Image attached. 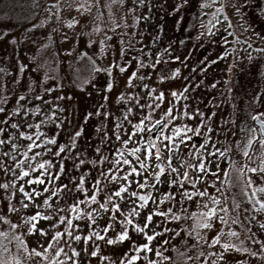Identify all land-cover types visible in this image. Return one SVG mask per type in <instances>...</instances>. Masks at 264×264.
<instances>
[{"label":"rangeland","instance_id":"374dc122","mask_svg":"<svg viewBox=\"0 0 264 264\" xmlns=\"http://www.w3.org/2000/svg\"><path fill=\"white\" fill-rule=\"evenodd\" d=\"M5 1V4L0 2L7 13L0 15V35L8 31L6 36L0 38V107L11 111L19 105L22 111L10 118L8 131L0 134V138L5 139L9 135L13 136L10 143L0 145V165L8 169L5 171L4 167H0V185L9 184L8 189L0 188V203L7 213L6 205L10 197L13 206L19 209L16 213L7 214L12 223L17 224V228L12 231L23 234L22 239L29 250L35 248L45 251L48 260H51L57 248L63 246V253L57 258L63 264H71L70 260L64 259V254L79 264H121L122 260L124 264H148L149 260L156 264H171L180 248L192 251L193 260H188L190 264H212L213 261L226 264L218 255L221 253L227 258V264H264V228H261L264 210H257V201L264 200V191L261 190L264 189V144L260 143L261 133L252 118L264 114V51H257L264 49V0H144L143 3L140 0ZM220 6H223V12ZM18 13L27 15L28 19L15 21L18 23L13 31L12 14ZM21 42L25 53L18 51ZM54 44H58L70 63L65 74L70 75L71 79L64 78L63 83L58 81L60 74L55 70L58 68L55 54L48 49L54 48ZM76 61L78 67L72 70L71 65ZM21 65L26 67L21 70ZM124 66L125 71L121 72L120 67ZM94 67L101 70L93 71ZM176 69H179V73L173 76ZM133 71L137 72V77L128 85V77ZM81 75L85 77L83 79L87 85L80 80ZM141 76L142 81L139 79ZM73 79L79 87L76 99H73L75 96L69 82ZM108 82L113 84L111 90L105 89ZM53 84H61L62 87L46 93V89ZM144 84L148 87H143ZM173 90L178 98L171 95ZM149 91L153 92L151 97L147 95ZM160 92L164 93L162 100L159 99ZM257 93H261L259 103L253 99ZM22 96L25 98L18 99ZM57 96H63V99L57 100ZM36 97L46 103H41ZM3 99L7 100L6 105ZM53 104L58 107L53 108ZM139 105L145 107L142 109ZM37 106L41 108L40 112L23 115V111ZM169 107L173 109L171 115H176L177 119L164 128L169 120V116L165 115ZM128 108L133 111L125 119L123 114ZM52 112L56 116H51ZM104 112L110 115L105 116ZM184 112L190 115L186 116ZM89 113L92 115L85 119ZM4 115L6 113H0V120ZM45 116L51 119L44 122ZM148 116H151V121L147 119ZM260 117L264 119V115ZM117 119L121 124L120 141L114 136ZM141 119L145 121L146 130L137 132L129 140L132 126ZM157 120H164L159 129L163 128L165 135L171 134L172 125L199 129L198 134L191 131L182 133L181 136L186 134L191 140L184 141L178 149L173 150L177 154L173 156L171 164L178 174L167 171L169 153L162 147L160 161L166 168L162 180L175 179L183 188L197 194L191 200L185 197L182 202H178V198L173 197L171 201L160 203L165 192L172 193L180 189L177 185L154 180L152 172L156 169L157 161L153 156L146 161L147 170L141 176H132L141 182L144 176H148L146 188L139 189L133 183L129 191L121 194L124 199H120L112 196V193L123 181L102 180L103 190L97 194V201L80 203L79 209L82 211L74 212L70 206L84 200L85 195L91 196L92 181L99 172L104 171L106 177L110 176L106 169L112 167L114 159H119L115 156L116 150H122L139 167L136 158L127 149L139 144L141 151L137 155L143 159V152L150 146L146 141L155 140L160 146L161 140L156 139L159 133L154 137L153 131L147 129L149 123L155 128ZM11 123H19L20 128L13 129ZM26 124H32L33 127L29 129ZM37 124L40 126L36 127ZM101 129L107 131V136ZM19 131H25L27 136L19 137ZM75 131H80L79 137H73ZM252 135L256 139L249 145L248 139ZM45 136H55L56 143H42ZM73 138L76 147L71 152H79L78 159L85 161L79 168H73L74 159L67 151L61 153L59 158L53 155L61 144L69 145ZM123 140H129V143L124 145ZM33 141L38 147L28 149L27 145ZM13 143L18 147L12 149ZM201 144L205 145L203 149L200 148ZM97 148L101 151L97 152ZM214 149H219V152H214ZM245 150L247 155L244 154ZM25 151L28 152L27 156L23 155ZM5 152L9 155L5 156ZM37 153L40 155L37 156ZM208 153L213 155L209 156ZM228 154L230 161L226 163ZM101 157L107 159L97 162ZM201 159L212 161L211 172L206 169L204 174L199 173L195 166ZM61 160L65 171L56 185L68 184L69 192L60 189L61 194L58 198L54 197L50 204L62 208L60 215L66 219L57 223L59 217L55 214L51 220L41 218L37 221V227L45 228L47 234L41 235L39 231L29 234L25 218L36 211L48 215L51 209L36 207L42 205L43 197L35 198V205L27 199L22 201L19 186L23 185L29 194H32L33 188L42 189L44 185L26 183L44 171L36 165L50 161L45 168L59 171ZM16 161L21 163L17 165ZM250 168L257 171L251 172ZM25 169L29 171V176L21 177L20 172ZM240 169H243V175ZM185 171L191 180L200 176L195 186L189 180H181ZM80 175L85 177L87 194L74 187L78 180L68 179L69 176ZM248 177L252 178V185L247 183ZM253 187L257 189L255 196L252 194ZM133 191L150 194L144 207L141 208L143 201H139V196H131ZM200 191L205 194L200 196ZM106 194L112 196L111 201H105ZM249 196H252L251 200ZM129 199L136 201L135 206L140 208L139 216L131 211ZM22 202L29 204V207L21 208ZM154 202L160 212H167L171 208L172 213L169 215L175 214L180 219L154 215L149 229H145L149 235L157 221H160L158 230L169 228L174 231H161L159 236L149 242L143 233L136 231L134 224L143 226L144 217L152 210ZM101 203H108V209H101ZM254 203L257 204L256 208H253ZM111 204H119L121 210L112 209ZM209 209L214 210V217L207 216ZM88 213H91L90 217ZM193 213L196 215L193 216ZM129 218L134 221L133 224L126 223ZM68 220H71L70 225ZM205 222L212 223V228L197 227V224ZM50 224H55V229L49 228ZM9 227L8 223L0 221V230H8ZM65 229L73 235L80 233L82 237L91 236L92 239L87 243L83 238L75 241ZM124 229L128 231L126 239L107 243V239H115ZM55 231H61L62 237L48 248ZM95 233L104 239H99ZM218 233L219 241L212 244V238ZM196 235H199V240ZM144 243L149 244L151 251L140 249L137 252L139 245ZM225 243L235 247L225 250ZM95 245L99 246V250L96 256H91ZM72 248L80 255L73 257ZM84 248L88 251H83ZM157 248L161 256L156 255ZM11 250L16 251L14 247ZM252 252L257 255H251ZM132 256H138L139 259L131 260ZM165 256L170 257V260H165ZM21 258L23 264H48L43 256H30L22 252Z\"/></svg>","mask_w":264,"mask_h":264},{"label":"snow or ice","instance_id":"6c2138e0","mask_svg":"<svg viewBox=\"0 0 264 264\" xmlns=\"http://www.w3.org/2000/svg\"><path fill=\"white\" fill-rule=\"evenodd\" d=\"M121 2H123V0H121ZM144 0H140V3H143ZM77 7H81L80 5H77ZM177 7H179V5H177ZM223 6H220V11L223 12ZM131 11V9H130ZM237 11H239V9H237ZM33 27H36V25H33ZM7 33L5 32L4 34L0 35V38H2V36H6ZM15 39V37H13V40ZM64 39H67V37H64ZM70 51V50H68ZM257 51H264V49H257ZM226 55V53L224 54ZM176 59H179L178 57H176ZM115 63V62H113ZM26 67V65H21L20 68L21 70H23V68ZM125 67H120V71L123 72L125 71ZM152 67H155V65H152ZM101 69H97V68H93V71H98ZM109 73L111 72V67H109L108 69ZM179 73V69H176L175 72H173V76H175L176 74ZM137 77V72L133 71L131 73V75L128 77L127 83L128 85L132 84L133 78ZM47 78V77H45ZM139 79L142 81L143 77H139ZM160 79H164V77H160ZM62 85L61 84H53L52 87H48L46 89V93H52L54 91V89H58L61 88ZM143 87L147 88L148 85L144 84ZM113 88V84L112 82H108L105 85V89L106 90H111ZM103 90V89H102ZM131 93H129V96L131 97ZM147 95L149 97H151L153 95L152 91H149L147 93ZM172 96L177 97L178 98V94L176 93L175 90L172 91L171 93ZM123 97V93H121V98ZM164 97V93L160 92L159 93V99H163ZM25 97H19L18 99H24ZM37 100H41L40 97H36ZM57 100L63 99V96H57L56 97ZM105 100H107V96L104 97ZM254 102L259 103L261 100V93H257V95L253 98ZM3 103L6 105L7 104V100L3 99ZM41 103H46L45 101L41 100ZM53 108L58 107V105L53 104L52 105ZM140 108H144L145 105H139ZM150 107V105H149ZM157 107H159V104H157ZM185 108H187V105H185ZM154 110V109H153ZM22 111V107L21 106H16L15 108H13L11 111H9L6 107H0V113H6V115H4L3 119L0 120V134L5 133L6 131H8V125H9V121L10 118L16 117L17 114L21 113ZM41 108L39 106L35 107L34 109H28L26 111H23V115L24 116H28L30 113H35V112H40ZM133 109L132 108H128L127 111L123 114L124 118L127 119V114L129 112H132ZM173 109L171 107L168 108L167 112H165L166 116H169V120L168 123L164 124V128H167L169 126V124H172V121L177 119L176 115H171ZM199 113V109L196 110ZM92 113H89L87 116H85V119H88L89 116H91ZM103 115L107 116L110 115V113L108 112H104ZM184 115H190V113L184 112ZM200 115H203V113H200ZM264 115V114H257L256 116H253L252 118L254 120H258L259 124H260V128H259V132L261 133V140L260 143L264 144V119H260V116ZM51 116H56L55 112L51 113ZM51 119L50 116H45L44 117V122H48ZM147 119L149 121H151V116H148ZM161 119H163V117H161ZM156 124H160V121L157 120ZM57 125L60 126L59 120H57ZM13 129H19L20 128V124L19 123H11L10 125ZM40 125L37 124L36 127H39ZM27 128H32L33 125L32 124H26ZM114 136L115 139L117 141L121 140V124L119 122V119H117L116 123L114 124ZM147 129H151L152 131H156L159 133V136L156 137V139H160L161 140V144L160 146H157L155 140H152L151 142L146 141L145 143H150V146L143 152V159L140 158V156L137 155L138 152L141 151L139 144H137L135 147L133 148H129L127 149L128 152H130L132 154V156H134L136 158V163L139 164V167H136L135 164L133 163L132 160L128 159L125 155L124 152L122 150H116L115 156L119 157V159H114V161L112 162V167H108L106 169V172L108 174H110V176L106 177L105 176V172L101 171L99 172V175L96 177L95 180L92 181V194L91 196H87L85 195V199L82 201H78L77 203L72 204L70 207L74 212H78L82 211L81 209H79V204L80 203H90V202H94L97 201V194L99 192H101L103 190V185H102V180H110V181H120L122 180L123 182L119 184V188L117 190H115L112 193V196H115L117 198L120 199H124V197H122V193L129 191L130 186L135 183L137 188L139 189H144L147 187V182H148V176H144L143 177V182H141L139 179H133L132 176L133 174H135V176L139 177L143 174L144 171L147 170V164L146 161H149L150 158H152L153 156L155 157L157 164H156V169L152 172V176L154 178L155 181L160 182V183H167V184H171V185H177L178 189H180L177 192H172V193H168L165 192L160 200V203H163L165 200L171 201L173 197H177L178 198V202H182L183 199L186 197L187 199L191 200L193 195H196L197 193L190 190V189H186L183 188L182 185L175 179H171L168 178L167 180H162V174L166 173V168L165 165L160 162L162 157H161V147L167 151L169 153L168 155V168L167 171H170L171 173H177V169L172 167L171 161L173 159V156H175L177 153L174 152V149H178L179 145L182 144L184 141H189L191 140V137L188 135H183L181 136L182 133H187V132H196L197 134L199 133V129H192V128H181L178 127L176 125H172V129H171V134L170 135H165L163 132V128L161 129H154L153 125L151 123H149L147 125ZM146 130L145 128V121L144 119H141L137 124L132 126V131L131 133H129V140L132 138L133 135H136L137 132H144ZM101 131L104 132V135L107 136V131L104 129H101ZM209 131H211V129H209ZM80 131H75L73 133V137H79L80 136ZM149 135H151V132H149ZM19 137H26L27 133L25 131H19L18 133ZM37 136H39V133H37ZM176 138L175 140L173 138ZM162 138V139H161ZM13 139L12 135L7 136V138H0V145H4L5 143H10ZM30 139V137H29ZM210 139V137H209ZM256 137L255 135H252L249 137L248 139V144L251 145L252 141L255 140ZM129 140H123L122 143L124 145H127L129 143ZM163 141H168L169 143H164ZM42 143H56V138L55 136L52 137H48L45 136L44 137V141H42ZM12 149H15L18 147L17 144H11ZM33 147H38V145H36L35 141H33L32 143L27 145L28 149H31ZM76 147V143H75V139H71L69 141V145H64L61 144L59 146V150L56 151L55 153H53V155L57 156L58 158L60 157L61 153L67 151L68 154L70 156H72V158L74 159V163H73V168H79L82 164L85 163L84 160L82 159H78L79 157V152L76 153H72L71 149H74ZM205 147L204 144L200 145V148L203 149ZM153 149H155V151H153ZM47 150V149H46ZM97 152H100L101 149L97 148L96 149ZM214 152H219V149H214ZM245 155H247V151L245 150L244 152ZM5 156L9 155V153L5 152L4 153ZM24 156L28 155V152L25 151L23 153ZM37 156L40 155V153L36 154ZM209 156H212L213 153H208ZM220 155H223V153H220ZM35 158V157H33ZM106 157H101L99 161L97 162H103L104 160H106ZM21 163V161H16V164L19 165ZM181 163H183V161H181ZM50 164V161H43V163H39L36 165L37 168H42L44 169L43 172H41L39 175L33 176L31 179H28L26 181V183L28 185H32L33 183L37 184V185H44V187L42 189L37 190L36 188L32 189V194H29L28 191L25 190L23 185L19 186V191L22 194V201L23 199H27L31 204H36L35 198H39V197H43V203L42 205H36V207H47L51 209V212L48 215H44L42 212L40 211H36L35 213H33L30 216H27L24 220V222L27 224V232L29 234H33L36 231H39V233L41 235H46L47 231L45 228H38L37 227V221H39L41 218H43L44 220H51L54 219L55 216H58L59 218L57 219V223L63 222L66 218L63 215H60V213L63 211L62 208L56 206L53 207L52 204H50V201L53 200L54 197L58 198L60 193V189H64V192L67 193L69 192V187L68 184H59L58 186L56 185V182L59 181L60 177L62 176V174L65 171L64 168V163L61 160V163L59 165V171H50L47 168H45V165ZM212 164L211 160H205V159H201L198 161V164L195 166L198 168L199 173L200 174H204L205 170L207 169L208 172H211V167L210 165ZM125 166H127L125 168ZM0 167H4L5 171H7L8 169L3 166L0 165ZM189 167H193L192 165H189ZM121 169H123V172H121ZM34 171V169H33ZM249 171L251 172H255L257 171V169L255 168H250ZM120 173V175L118 176L117 173ZM241 175H243V169H240ZM20 176L21 177H26L29 176V171L27 169L22 170L20 172ZM69 181L72 180H78V183H76L74 185L75 188L77 189H82L85 194H87L88 189L84 188V181H85V177L83 175H80L79 177L77 176H69ZM200 179V176L198 175L196 180H191L189 177V173L187 171H185L183 173V176L181 177V180H189V182L195 186L196 182ZM15 183V181H13V184ZM247 183L249 185L253 184L252 178L248 177L247 178ZM0 188H4V189H8L9 188V184L8 183H4L2 185H0ZM262 191H264V189H261ZM257 192V189L255 187L252 188V194L253 196H255ZM200 196H203L205 193L203 191H200L198 193ZM14 195V193L12 194ZM112 196L110 195H105L104 199L106 202L111 201ZM131 196L132 197H136L139 196V201H143V204H141V208L144 207L149 198H150V194L145 195L142 193H137L135 191L131 192ZM2 199V198H0ZM248 199H252V196H249ZM129 204L132 205V209L131 211L133 213H135L137 216H139L140 214V208H137L136 205V201H133L131 199H129L128 201ZM257 203L259 204V208L257 209L259 210H264V200H258ZM112 209H116L117 211L121 210V206L119 204H111L110 205ZM29 204L27 203H21V208H28ZM99 207L101 209H108L109 204L108 203H101L99 205ZM214 207V206H213ZM257 204L254 203L253 204V208H256ZM4 205L2 203H0V221H3L5 223H8L10 225L8 230H0V264H23L22 258H21V254L23 253H27L28 255H36V256H43L45 258V260H48V257L46 255L45 251H37L35 248L29 250V248L27 247V243L26 241H24L22 239V233H14L12 230L17 228V224L12 223V221L10 220L9 216L7 213H16L19 209L14 207L13 204L11 203V198L9 197L8 199V203L6 205L7 208V213H5L3 211ZM93 211H96L95 209H93ZM172 213V209L168 208L167 212H160L156 207H155V202H154V207L152 208L151 211H148L146 216L144 217V222H143V226H141V224L139 223H135L134 227L136 229V231L138 233H143V235L146 237L147 241L151 242L153 240L154 237L159 236L161 234V231H163L164 233H170L172 231H174V229H169V228H163L162 230H158L159 229V225H160V221H157L156 225L153 226L150 230H151V235L148 234V231H145V229H149V226L153 220V216L154 215H160L161 217H167L168 219H172V220H179L180 216H177L175 214L169 215ZM55 214V216H54ZM89 217L91 216V213H88ZM97 215H99V213L97 212ZM196 214L193 213V216H195ZM215 212L213 209H209L207 212V216L209 218L214 217ZM167 221L165 220V223ZM126 223L129 224H133L134 221L129 218ZM68 224H71V220H68ZM212 223L210 222H205V223H199L197 224V227H201V228H212ZM56 225L55 224H50L49 228L51 229H55ZM79 227V225H77V228ZM261 228H264V224H261ZM105 232L108 231L107 228L104 229ZM65 232L67 233V235L75 240V241H80L82 238L84 240L85 243H87L89 240L92 239L91 236H81L80 233H77L76 235H73L72 232L68 231L67 229H65ZM189 234L191 235V231L189 232ZM233 235H236V233H232ZM95 235L99 238V239H104L103 236H100L99 233H95ZM128 236V231L127 229H124L121 233H119L117 235V237L115 239L109 238L107 239V243L108 244H113L117 241H122L124 239H126ZM62 237V233L61 231H55L54 235L52 236V239L48 242L47 247L51 248L53 246L54 242H58V240ZM196 239L199 240L200 237L199 235H196ZM219 241V233L217 234V236L212 238V244H216ZM164 243H167V241H164ZM15 248L16 251L13 252L11 249ZM95 250L90 252L91 256H96L97 252L99 250V246L95 245ZM225 250H228L229 247H235V245H229L227 243H225L223 245ZM140 249H144L147 251H151V248L149 247L148 243H144L139 245V247L136 249L137 252L140 251ZM241 251H247V249H240ZM83 251L87 252L88 249L84 248ZM63 253V246L57 248L55 255L51 258V260H48V264H53V262H55V264H63V261L58 260L57 258L61 256V254ZM72 254L73 257H77L80 255V253L75 249L72 248ZM125 255H127V253H125ZM156 255L157 256H161L162 253L160 252L159 248H157L156 251ZM220 256V259L225 260L226 264H227V258L224 256V254H218ZM251 255L256 256L257 253L256 252H252ZM188 259H191V257H187ZM64 259L65 260H70L71 264H79L78 261L74 260L72 257H69L67 254H64ZM139 259L138 256H132L131 260H137ZM165 260H170V257H164ZM121 264H124V261H121ZM130 264V262H129ZM148 264H156L155 261L153 260H149ZM212 264H216L215 261L212 262Z\"/></svg>","mask_w":264,"mask_h":264},{"label":"trees","instance_id":"16d2710c","mask_svg":"<svg viewBox=\"0 0 264 264\" xmlns=\"http://www.w3.org/2000/svg\"><path fill=\"white\" fill-rule=\"evenodd\" d=\"M0 2H3V4H5L6 1L5 0H0ZM6 14L7 13H5L4 10H3V6H0V15H6ZM19 19L27 21L28 16L27 15H22V14L19 15V13L18 14H12V27H13V31L17 28L16 24L18 22L15 23V21H17ZM21 23H20V26H21ZM3 32H8V31L6 30V31H3ZM23 32H26V31H23ZM10 35H11V32H10ZM15 48H16V46L14 47V49ZM48 49L50 51L52 50L53 53L55 54L54 57L56 59V64L58 66V68H55V70H57L58 71V74H60V77H58V79H59L58 81H60L61 83H63L64 82V78H67V79L70 78V75H68L67 73L65 74V69H67L66 67L70 63L68 62L67 58L63 55V53L59 49L58 44H54V48L53 47H48ZM18 51H23V53H25L24 52V44H23V42H21V45L18 44ZM91 63H93V61ZM71 67H72L71 68L72 70L73 69H76V67H78V62L77 61L74 62V64H72ZM83 78H85V77H83L81 75L80 76V80H83L82 82L84 83L85 80ZM69 82L72 85L71 86L72 87V93L75 96V98H73V99H76L77 98V95H78V90H79L78 84H77V82L74 79L71 80V81H69ZM84 84L87 85V81H85ZM187 257H191V259H188ZM188 260H190V261L193 260L192 251L189 250V249L180 248V249H178V254L177 255L175 254L174 261L171 264H190L188 262Z\"/></svg>","mask_w":264,"mask_h":264},{"label":"water","instance_id":"95a60500","mask_svg":"<svg viewBox=\"0 0 264 264\" xmlns=\"http://www.w3.org/2000/svg\"><path fill=\"white\" fill-rule=\"evenodd\" d=\"M260 119H262V118L260 117ZM255 123H256V124L258 125V127L260 128L259 121H258V120H255ZM163 124H164V120H161V121H160V124H157V125L155 126L154 129H159ZM156 134H157V132H156V131H153L152 135H153L154 137L156 136ZM229 161H230V155L228 154V155L226 156V160H225V162L228 163Z\"/></svg>","mask_w":264,"mask_h":264}]
</instances>
